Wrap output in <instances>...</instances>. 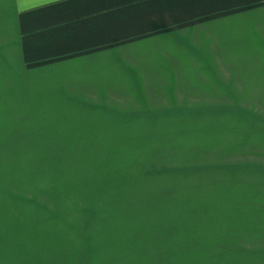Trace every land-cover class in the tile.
<instances>
[{"label":"rangeland","instance_id":"374dc122","mask_svg":"<svg viewBox=\"0 0 264 264\" xmlns=\"http://www.w3.org/2000/svg\"><path fill=\"white\" fill-rule=\"evenodd\" d=\"M5 30L0 264H264V12L231 57L102 77L22 66Z\"/></svg>","mask_w":264,"mask_h":264},{"label":"crops","instance_id":"0c3cea01","mask_svg":"<svg viewBox=\"0 0 264 264\" xmlns=\"http://www.w3.org/2000/svg\"><path fill=\"white\" fill-rule=\"evenodd\" d=\"M1 9L22 66L93 68L102 77L112 65L153 66L162 51L172 52L165 62L185 61L177 65H195L191 52L202 49L231 57L239 24L264 12V0H0ZM259 34L246 26L241 37L254 49Z\"/></svg>","mask_w":264,"mask_h":264}]
</instances>
